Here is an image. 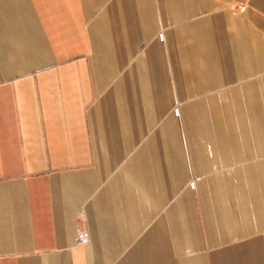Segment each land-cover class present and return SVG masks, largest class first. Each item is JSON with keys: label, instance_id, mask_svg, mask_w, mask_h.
<instances>
[{"label": "crops", "instance_id": "obj_1", "mask_svg": "<svg viewBox=\"0 0 264 264\" xmlns=\"http://www.w3.org/2000/svg\"><path fill=\"white\" fill-rule=\"evenodd\" d=\"M0 264H264V0H0Z\"/></svg>", "mask_w": 264, "mask_h": 264}, {"label": "built area", "instance_id": "obj_2", "mask_svg": "<svg viewBox=\"0 0 264 264\" xmlns=\"http://www.w3.org/2000/svg\"><path fill=\"white\" fill-rule=\"evenodd\" d=\"M77 238H78L79 244L85 245V244H88L89 242V235L86 230H83V229L80 230Z\"/></svg>", "mask_w": 264, "mask_h": 264}, {"label": "rangeland", "instance_id": "obj_3", "mask_svg": "<svg viewBox=\"0 0 264 264\" xmlns=\"http://www.w3.org/2000/svg\"><path fill=\"white\" fill-rule=\"evenodd\" d=\"M236 8H238V7H236Z\"/></svg>", "mask_w": 264, "mask_h": 264}]
</instances>
